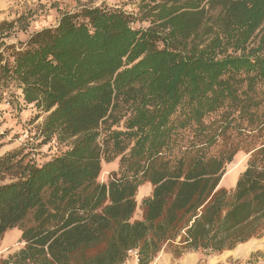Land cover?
<instances>
[{
  "label": "trees",
  "instance_id": "1",
  "mask_svg": "<svg viewBox=\"0 0 264 264\" xmlns=\"http://www.w3.org/2000/svg\"><path fill=\"white\" fill-rule=\"evenodd\" d=\"M138 6L83 5L0 51V91L15 84L60 147L0 156V247L12 229L24 243L0 264H121L131 247L149 264L264 235V0Z\"/></svg>",
  "mask_w": 264,
  "mask_h": 264
},
{
  "label": "rangeland",
  "instance_id": "2",
  "mask_svg": "<svg viewBox=\"0 0 264 264\" xmlns=\"http://www.w3.org/2000/svg\"><path fill=\"white\" fill-rule=\"evenodd\" d=\"M140 0H0V51L6 46L18 47L27 41L32 33L44 27L55 26L66 11H74L83 5L98 6L106 3L111 7L122 8L133 15L139 12ZM136 27L147 23L136 22ZM21 91L15 84L7 85L0 91V156L15 149H22L27 159L38 164L44 163L60 148L52 141L43 143L40 129L44 116L35 120V110L24 108L21 104ZM22 107V110H21ZM61 146V145H60ZM248 156L238 154L227 165L221 186L232 191L239 175L247 166ZM118 168V157L110 162H103L101 181H107L112 171ZM6 178L5 181H8ZM153 187L146 183L137 194L138 208L136 218H141L142 201L152 194ZM24 243L20 242V231L12 229L5 233L0 247V257L18 251ZM205 252H201L198 264H206ZM170 248L161 250L149 264H178ZM251 259L254 264H264V235L251 239L240 250V255L229 260V264H238ZM224 264V263H223Z\"/></svg>",
  "mask_w": 264,
  "mask_h": 264
},
{
  "label": "crops",
  "instance_id": "3",
  "mask_svg": "<svg viewBox=\"0 0 264 264\" xmlns=\"http://www.w3.org/2000/svg\"><path fill=\"white\" fill-rule=\"evenodd\" d=\"M250 241V240H249ZM245 242L242 244H239L237 247H235L232 250H225L224 252L216 255H206L204 256L206 258V264H229V260L232 258H236V256L240 255V250L249 242ZM201 253L197 251H190L187 253H184L176 262L178 264H198V261L200 260ZM246 260L243 262H240L238 264H244Z\"/></svg>",
  "mask_w": 264,
  "mask_h": 264
},
{
  "label": "built area",
  "instance_id": "4",
  "mask_svg": "<svg viewBox=\"0 0 264 264\" xmlns=\"http://www.w3.org/2000/svg\"><path fill=\"white\" fill-rule=\"evenodd\" d=\"M121 264H142V256L139 248L131 247L127 250L126 256ZM244 264H254L251 259H247Z\"/></svg>",
  "mask_w": 264,
  "mask_h": 264
}]
</instances>
